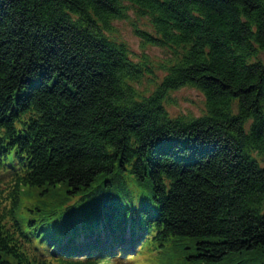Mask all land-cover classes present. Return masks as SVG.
<instances>
[{"label":"trees","instance_id":"obj_1","mask_svg":"<svg viewBox=\"0 0 264 264\" xmlns=\"http://www.w3.org/2000/svg\"><path fill=\"white\" fill-rule=\"evenodd\" d=\"M131 5L173 50L162 80L108 35ZM187 86L205 113L172 117ZM28 190L56 209L24 219ZM127 233L174 264H264V0H0V264H101Z\"/></svg>","mask_w":264,"mask_h":264},{"label":"rangeland","instance_id":"obj_2","mask_svg":"<svg viewBox=\"0 0 264 264\" xmlns=\"http://www.w3.org/2000/svg\"><path fill=\"white\" fill-rule=\"evenodd\" d=\"M112 26L113 31L108 35L117 42L126 43L132 53V58L135 61H139L142 57L147 56L150 60L149 66L152 68V70H154V73L157 74V79L162 80L165 76V72L160 68V64H164L165 62L167 63L168 61L172 60L173 50L169 47H160L150 44L144 45L143 39L136 35V29L145 30L150 34L154 33L149 17L138 15L137 9L131 5L128 10V16L125 19L115 20ZM148 81V77H145L142 83L136 85V87L141 91H145L146 88L149 87ZM151 87L154 88L153 85ZM205 107L204 94L200 90L188 86L172 92L170 103L167 104V110L172 117H200L205 113ZM128 179V192L131 191L133 196L135 195L137 197H145L146 194L150 193V191L145 189V187L139 186L133 180L128 182ZM3 191L5 193L8 192L6 189H3ZM57 204V194L54 195L46 193L45 195L40 196L36 192L28 190L27 193L22 196V207L20 212L26 220L32 217L39 218V215L34 214H39L40 212V214H42V212L49 214L54 209H56ZM32 209L35 210L36 213L31 212ZM79 211L80 210L73 209V214H71L70 210L69 218L79 216L77 214ZM64 212L60 215L64 216L63 218H67V212ZM103 229L105 230V227H103ZM125 238L127 239V243H117L113 248V251L110 252L111 254H108L111 256V259H108L106 262H102L101 264H174L171 259L165 256V253H163L161 250H155L154 247L145 245L141 250H139L141 247H137V245L135 246L132 243L131 233H127ZM95 239L97 238L94 236L92 240L94 241ZM81 241H85L84 236L81 238ZM126 245H130V248L134 246L136 249L135 254L130 255V252L132 251L130 250L126 251L123 256L116 258V252L120 250L119 248H125ZM129 256L132 257L129 258ZM90 259L92 260L93 258ZM233 262H236V260L231 262L226 261L223 262V264H233Z\"/></svg>","mask_w":264,"mask_h":264},{"label":"snow or ice","instance_id":"obj_3","mask_svg":"<svg viewBox=\"0 0 264 264\" xmlns=\"http://www.w3.org/2000/svg\"><path fill=\"white\" fill-rule=\"evenodd\" d=\"M134 225H132L131 223H130V227H133Z\"/></svg>","mask_w":264,"mask_h":264}]
</instances>
